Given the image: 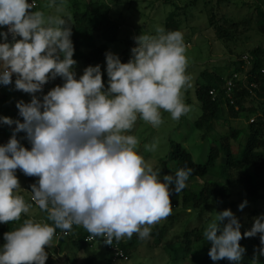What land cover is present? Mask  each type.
<instances>
[{
    "label": "clouds",
    "instance_id": "clouds-1",
    "mask_svg": "<svg viewBox=\"0 0 264 264\" xmlns=\"http://www.w3.org/2000/svg\"><path fill=\"white\" fill-rule=\"evenodd\" d=\"M34 7L28 0H0V27H7V32H0L5 41L0 43V84H12L15 74V90L32 95L29 103L16 104L23 122L0 117V123L15 125L7 144L0 145V223L19 221L33 207L19 194V169L39 178L31 185V199L52 224L26 219L5 233L0 264H45V247H52L56 230L67 235L73 225L82 226L89 239L104 237L109 245L133 234L148 238L151 226L172 214L170 197L187 187L193 172L183 167L161 182L160 170L138 154V138L125 134L138 117L159 127L161 110L173 120L189 113L183 99L191 87L183 34L163 28L154 36L141 34L127 63L105 53L109 78L105 88L99 65L86 67L76 78L67 21L32 11ZM57 77L64 81L62 86L42 99L35 95ZM20 132L26 133L30 150L17 139ZM156 148L155 142L146 145L149 151ZM262 221L264 215L255 218L242 236L231 210L216 213L203 232L211 244L209 257L240 264L246 251L239 243L242 238L261 234L264 245ZM257 252L264 255V247ZM252 264H258L256 253Z\"/></svg>",
    "mask_w": 264,
    "mask_h": 264
},
{
    "label": "rangeland",
    "instance_id": "rangeland-1",
    "mask_svg": "<svg viewBox=\"0 0 264 264\" xmlns=\"http://www.w3.org/2000/svg\"><path fill=\"white\" fill-rule=\"evenodd\" d=\"M91 1L98 7L102 18H108L118 26V30L111 31L113 35L109 30L99 33L98 37L95 36L96 48L98 51L101 49L106 53L112 52L120 58L122 63H127L131 58V49L138 46L135 38L141 34L157 35L158 28H163L165 32L180 31L183 34L188 60L186 74L191 78V87L184 91L183 99L190 107L189 113L179 120H173L168 112L161 110L163 123L159 127H153L138 117L133 129L125 133L138 138V154H141L154 170H160L161 182H163V176L174 175L178 170V163L170 160L171 143L183 145L192 155L194 162L199 164L207 161L211 147L221 149L225 137L229 138L228 143L233 151H239L246 142L248 118L244 116L247 113H242L239 119H235L228 115L227 108L224 106L225 112L223 109L219 111L214 128L204 139L203 133L195 127V123L202 116L201 105L196 97V85L200 81L203 82L201 77L203 72L221 73L227 78L234 71L235 62L241 61L244 56L250 57L251 51L255 48H264V30H262L264 28V0H41L39 8L35 11H43L45 16H60L63 19L69 18L70 15V20L74 21L75 14L84 12L85 6ZM214 13L222 24L230 21L236 24L243 23L240 26L242 33L224 43L219 39L216 31L209 28V18ZM175 27L176 30H174ZM236 31L234 30L233 33ZM0 32H2L1 29ZM111 36L114 40H111ZM3 41V37H0V43ZM74 60L77 61L74 68L77 79L83 75L86 67L99 65L105 88L108 87L109 78L105 57L92 64H86L83 60ZM249 69L250 66L245 63L246 72ZM63 83L62 78L51 80V89L58 85L62 86ZM6 87L0 91V117L23 122L16 104L19 101L29 103L32 95L15 90V86ZM35 95L40 99L44 96L40 92ZM255 104L257 102L252 103L253 106ZM14 128L15 125L9 127L0 123V145L7 144ZM232 131L241 133L235 141L230 138ZM25 137L26 133H17L20 143L30 150L31 145ZM154 142L157 144L156 150H147L146 145L150 146ZM222 158L223 151L215 167L205 178L188 179L186 182L188 190L199 192L201 187L210 181L224 183L225 180L221 177L224 164ZM16 176L21 187L19 194L30 203L31 185L37 183L39 178L28 177L19 169L16 170ZM231 190L233 191L232 198L221 204L211 200L210 210L206 213L192 209L189 212V209L184 207L172 208V214L169 217L151 226V231L154 228H165L168 231L163 241L157 243L150 236L141 239L142 242L129 254L128 261H119L115 264H195V256H190L185 261L181 256L183 244L179 237L187 229L206 228L207 224L215 219L216 213L231 210L239 220L242 226L240 230L243 233L252 227L255 218L264 215V201L251 202L248 200L242 187L239 186V181L231 187ZM245 201H247L246 206L242 211L239 210V205ZM251 211H256L257 216L254 217ZM26 219L52 224V221L47 219L46 213L33 206L28 214H22L19 221L0 223V228L8 226V232H10L21 227ZM2 238L3 236L0 235V249L5 244ZM202 243L207 245L205 238ZM45 251L48 254L45 264H89V260H95L92 264L111 263L110 254L104 245L77 251L69 237L55 235L52 247L46 246ZM197 252L194 253L197 255ZM246 254L247 251L244 255ZM263 260L264 255H258V261Z\"/></svg>",
    "mask_w": 264,
    "mask_h": 264
},
{
    "label": "trees",
    "instance_id": "trees-1",
    "mask_svg": "<svg viewBox=\"0 0 264 264\" xmlns=\"http://www.w3.org/2000/svg\"><path fill=\"white\" fill-rule=\"evenodd\" d=\"M85 8L84 12L75 14L74 21L69 20V18L64 19L67 21L68 26L72 28L71 40L74 45L73 58L76 60H83L86 64H92V62L97 60L101 61L106 53L104 50L99 49L98 51V48H96L95 36L98 37L99 33L109 30L112 34L111 31L113 29L118 30V26L112 23L108 18H102L98 12V7L92 1L89 2ZM241 24L243 23L236 24L233 23V21L222 24L220 20H217V15L215 13L211 14L209 18V28L215 30L219 39L223 40L224 43L227 41L229 42V40H232V38L242 33L240 28ZM0 29L4 32L3 27H0ZM174 30H176V27ZM234 30L237 31L233 33ZM262 30H264V28ZM111 40H114L113 36H111ZM234 66V71L227 78L221 73H202L201 77L203 82L200 81L196 85V97L201 105L202 116L195 123V127L203 133V138L205 139L208 132L214 128V122L218 118L219 111L226 106L228 115L235 119H239L242 113H247L244 116L248 118L246 142L239 151L235 152L228 143L229 138L225 137L221 149L211 147L208 159L203 164L194 162L192 155L183 145L171 143L170 160L178 163V169L183 167L192 168L193 172L189 177L190 180L205 178L211 170H213L220 157L221 151H223L222 159L224 164L221 170V177L225 180L224 183L207 182L201 187L199 192H191L187 187L179 194H175L173 191L170 199L172 208L174 209L184 207L192 209L193 211L197 210L201 211V213H206L210 210L209 204L211 200L221 204L232 198L233 191L231 187L237 181H239V186L242 187L244 195L248 200L251 202L264 201V123L262 121V119H264V75L262 74V70L264 69V48L258 47L251 51L249 71L246 72L245 62L242 59L241 61L235 62ZM235 73L240 75V79L235 80L236 86L232 92L233 104H231L230 99L227 101L225 99V85L226 81ZM243 76L245 77L243 78ZM253 84L255 88H250L249 86ZM211 89H215L217 92V98L214 100L209 95ZM40 93L44 95L47 94V92ZM256 102L258 106L257 104L253 106L252 103ZM223 112H225L224 109ZM252 116L255 118L254 123H250ZM240 134V131H232L230 138L235 141ZM172 187L174 188V186ZM30 203L37 207L32 202V199H30ZM37 208L39 209V207ZM256 213V211H251L254 217L257 216ZM252 227L248 228L246 231H250ZM204 230L205 228L187 229L183 235L179 237L183 244L181 250L182 260L185 261L190 256H195V261L193 260L195 264H232L231 261L226 258L213 261L209 257L208 253L211 244L210 242H207V245L202 243L204 239ZM61 231L62 230L57 229L56 235ZM7 232L8 226L0 228V235L3 236L1 240L5 243L4 234ZM167 232L165 228H154V230L150 232V237L154 238L156 242L159 243L163 241L164 236H167ZM260 235L261 234H257L255 237L242 238L239 242L247 251V254L244 255L241 260L242 263L252 264L254 253L258 256L257 250L264 247V245H261ZM87 236H90V234L83 227L74 225L69 236L74 249L83 251L92 248L93 244L85 241ZM141 242V238L137 234H133L131 238L126 237L125 241L121 242V248L129 257L131 251ZM195 251H198L197 255L194 253ZM110 258L111 255H109V259ZM94 261L89 260V264H92ZM241 262L240 264H242ZM258 264H264V260L262 262L258 261Z\"/></svg>",
    "mask_w": 264,
    "mask_h": 264
},
{
    "label": "built area",
    "instance_id": "built-area-1",
    "mask_svg": "<svg viewBox=\"0 0 264 264\" xmlns=\"http://www.w3.org/2000/svg\"><path fill=\"white\" fill-rule=\"evenodd\" d=\"M29 3H33L35 4V7L32 9V11H35L38 7L39 4L41 2V0H28ZM4 32H7V27H3ZM17 39H21L20 37H17ZM8 42L11 43L12 42V37L11 35H9L8 37ZM242 60L247 64L250 65V57L249 56H244L242 58ZM262 74L264 75V69L262 70ZM245 76H243L244 78ZM15 79H16V75L13 74L12 77V84L7 85V86H15ZM236 79H240V75L235 73L230 79H228L226 81V91H225V99L226 101L228 99H230V103L233 104V100H232V92L233 89L235 88L236 84H235V80ZM250 88H255L254 84L249 86ZM6 88L5 85L0 84V91L2 89ZM51 90V80L49 81L48 84L44 85L43 88V92H48ZM210 97L214 100L217 98V92L215 89H211L209 92ZM255 118H252L250 120V123H254ZM263 123H264V119H262ZM34 203V201H32ZM35 204V203H34ZM36 205V204H35ZM37 206V205H36ZM38 207V206H37ZM74 226V225H73ZM82 227V226H81ZM58 236L60 237H69L70 236V232L65 235L63 231H61L60 233H58ZM126 238V237H125ZM125 238H121L119 241L113 239V242L111 245L105 243V239L104 237H95L92 239H89V236L86 237V242L88 243H92L93 247H95L96 245H104L107 249V251L109 252V254L111 255V264H115L118 263L119 261H128L129 257L126 255L125 251L121 248V242L125 241Z\"/></svg>",
    "mask_w": 264,
    "mask_h": 264
},
{
    "label": "crops",
    "instance_id": "crops-1",
    "mask_svg": "<svg viewBox=\"0 0 264 264\" xmlns=\"http://www.w3.org/2000/svg\"><path fill=\"white\" fill-rule=\"evenodd\" d=\"M5 41H3L2 43H4ZM5 89V88H4ZM4 89H2V90H4Z\"/></svg>",
    "mask_w": 264,
    "mask_h": 264
}]
</instances>
